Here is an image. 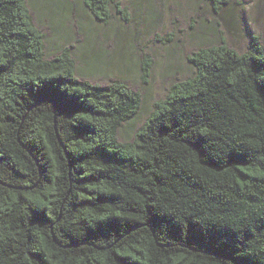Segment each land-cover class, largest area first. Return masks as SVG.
<instances>
[{"label":"trees","instance_id":"obj_1","mask_svg":"<svg viewBox=\"0 0 264 264\" xmlns=\"http://www.w3.org/2000/svg\"><path fill=\"white\" fill-rule=\"evenodd\" d=\"M83 3L109 21L114 0ZM73 49L0 0V264H264L260 38L193 52L128 142L141 93L79 77Z\"/></svg>","mask_w":264,"mask_h":264},{"label":"rangeland","instance_id":"obj_2","mask_svg":"<svg viewBox=\"0 0 264 264\" xmlns=\"http://www.w3.org/2000/svg\"><path fill=\"white\" fill-rule=\"evenodd\" d=\"M28 4L48 56L73 44L79 77L122 80L141 93L139 113L119 130L122 142L133 140L176 82L195 73L193 52L226 43L244 53L254 36L264 44V0H232L220 12L210 0H114L108 22L94 18L83 0Z\"/></svg>","mask_w":264,"mask_h":264}]
</instances>
